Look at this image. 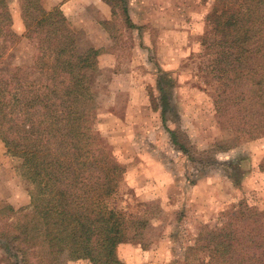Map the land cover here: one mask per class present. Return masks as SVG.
<instances>
[{
  "label": "rangeland",
  "instance_id": "1",
  "mask_svg": "<svg viewBox=\"0 0 264 264\" xmlns=\"http://www.w3.org/2000/svg\"><path fill=\"white\" fill-rule=\"evenodd\" d=\"M215 2L42 0L47 10L61 8L81 49L101 51L90 71L97 130L126 166L114 204L149 219L140 237L119 246L125 264H199L196 255L204 254L186 249L204 226L220 225L221 213L241 199L264 210V137L240 134L219 116V84L205 69ZM10 9L18 39L0 67L31 71L35 45L17 0ZM22 173L21 159L0 140V208L30 203L32 184ZM15 261L20 257L0 236V264ZM62 264L91 263L64 256Z\"/></svg>",
  "mask_w": 264,
  "mask_h": 264
},
{
  "label": "trees",
  "instance_id": "2",
  "mask_svg": "<svg viewBox=\"0 0 264 264\" xmlns=\"http://www.w3.org/2000/svg\"><path fill=\"white\" fill-rule=\"evenodd\" d=\"M17 1L36 52L31 71L0 67V140L32 187L27 206L0 208V236L20 257L13 264H62L64 256L125 264L119 246L140 237L149 219L114 204L126 166L97 130L90 71L101 51L81 49L59 6ZM208 19L215 39L205 38V69L219 84L217 113L236 132L264 137V0H216ZM17 39L10 0H0V60ZM221 215L186 250L204 254L199 264H264V210L241 199Z\"/></svg>",
  "mask_w": 264,
  "mask_h": 264
}]
</instances>
